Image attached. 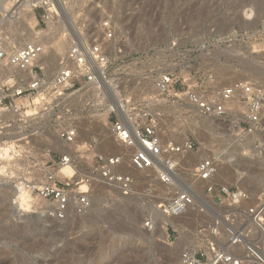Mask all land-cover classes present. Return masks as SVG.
<instances>
[{"label": "rangeland", "instance_id": "rangeland-1", "mask_svg": "<svg viewBox=\"0 0 264 264\" xmlns=\"http://www.w3.org/2000/svg\"><path fill=\"white\" fill-rule=\"evenodd\" d=\"M66 1L71 16L69 19L65 11L68 28L59 25L52 28L68 41L63 55L69 40L78 33L87 41L99 39L100 23L111 17L116 27V38L109 47L110 71L115 78V84L110 79L111 83L130 103L152 107L163 142L191 140L195 149L181 156L174 185L163 184L158 172L143 176L136 173L138 184L129 196L104 185H94L89 209L82 214L70 212L65 219L52 216L49 204L32 193L29 207L16 204L10 189H6L0 194V264H182L181 253L185 249L196 251L198 243L204 242L205 237L199 234L201 228L219 224L223 232L221 240L226 243L228 223L244 229L258 246L257 231L243 211L257 203L264 193V108L261 129L245 135L233 126L244 120L242 116H206L183 92L195 90L212 95L236 81L264 86V0ZM40 12L39 9L37 13ZM3 15L0 11V16ZM34 29L44 30L41 19L39 24L36 19ZM3 30L0 39L5 40L6 46L22 45L11 44L7 40L10 32ZM245 49L249 50L248 59L239 56ZM60 64L58 60L51 65L48 76ZM166 71L174 73L175 80L163 95L156 87V79ZM109 87L110 100L90 88L74 93L71 101L77 111L73 117L81 133L72 144H64L58 137L59 121L47 114L46 106L36 107L38 99L31 103L26 97L21 99L27 106L26 124L3 103L0 137L7 140L14 133L24 136V132H37L30 141L8 144L0 141V152L4 147L10 149L5 155L6 162L2 163L8 169L3 181L16 186L28 177L32 158L25 153L33 147L43 161L79 149L89 164L94 153L82 145L95 137L102 140L100 151H120L109 133V110L113 108L115 93ZM241 102L235 99L232 108L243 112ZM205 156L219 163L218 174L212 181L214 195L219 194L221 187H227L236 201L242 193L247 194L246 199L238 204L226 200L220 205L211 199L204 183L195 175L198 161ZM223 170L229 175L221 176ZM184 188L194 200L182 219L184 224L176 221L174 225L161 226L160 230L165 213L162 205H168L175 193ZM227 247L235 255H244L242 247Z\"/></svg>", "mask_w": 264, "mask_h": 264}, {"label": "built area", "instance_id": "built-area-1", "mask_svg": "<svg viewBox=\"0 0 264 264\" xmlns=\"http://www.w3.org/2000/svg\"><path fill=\"white\" fill-rule=\"evenodd\" d=\"M13 7L18 8L24 2H31L32 9L39 24L40 19L44 30L68 25L65 22V12L60 3L66 0H13ZM41 10L38 14L37 11ZM63 15V16H62ZM70 23V22H69ZM73 25L70 23L69 27ZM99 39L87 41L82 34H76L69 40V47L61 58V64L54 74L48 76V65L40 60L46 55L43 38L37 35L35 39L18 47H8L0 39V90H2L1 105L6 103L7 109H12L21 116L20 121L28 123L27 106L21 99L26 97L34 103L46 106L48 115L59 121L58 137L65 144H72L81 133L75 123L76 109L71 101L74 93L90 88L110 100L112 95L105 86L112 77V62L109 47L116 38V27L111 17L100 23ZM42 31V32H43ZM48 56V55H47ZM46 57V56H45ZM109 79V80H108ZM5 82H2L4 81ZM174 73L166 71L156 79L158 91L165 95L173 86ZM115 84V83H114ZM119 88V87H118ZM188 101L200 112L209 117L242 116L240 124L233 125L245 135H252L261 129L264 108V86L250 82L236 81L223 87L218 92L207 95L195 90H187ZM123 104L111 108L109 133L112 140L123 147L116 153L102 152L100 137H95L87 143L86 151H93L92 162L85 163L79 154V149L63 153L55 159L40 160V154L35 147L25 153L32 160L28 177L20 183L37 199L49 204L50 214L56 219H65L70 212L82 214L90 207L91 192L94 185H104L118 191L123 196L133 195L138 184L137 172L160 173V181L165 185H174L176 171L179 169L183 153L192 152L195 143L186 140L163 142L159 132V122L149 104H132L122 97ZM235 99L242 101L245 110L232 108ZM53 120V119H52ZM26 133L24 139L30 141L37 132ZM129 150V151H127ZM1 163V160H0ZM73 164L76 168L69 178H61L63 166ZM218 161L210 156L202 157L196 167L195 175L204 183L205 192L211 195L216 203L223 204L226 200L238 204L246 199L242 193L237 201L227 187H221L218 195H214L213 179L218 174ZM173 177V179H172ZM85 188H82L83 185ZM193 203L192 195L184 188L175 193L168 205H162L166 215H186L188 207ZM243 213L249 218L257 231L259 245H255L253 237L244 229L228 223L225 230L226 243L222 241L223 232L219 224L201 228L199 234L205 237L203 243H198L196 251L185 249L181 253L182 264H264V193L257 203L246 207ZM149 228L151 223L147 222ZM227 245L242 247L244 255H235Z\"/></svg>", "mask_w": 264, "mask_h": 264}, {"label": "bare ground", "instance_id": "bare-ground-1", "mask_svg": "<svg viewBox=\"0 0 264 264\" xmlns=\"http://www.w3.org/2000/svg\"><path fill=\"white\" fill-rule=\"evenodd\" d=\"M13 0H0V11H2L4 13L3 16H0V30H3V32L5 33H9L11 35H9L7 37V40L11 43V44H16V43H19L20 44H25L26 42L32 40V39H35L37 37V35L41 34L42 38H43V43L45 44V52H46V57H42L41 60H40V63L41 64H47L48 65V68L53 65L55 62H58V60H60L61 58H63V49L65 48L66 44L68 43V41L63 38L62 36H59L60 33H57L56 30H48V31H43V32H36L35 29H34V26H35V22H36V18H35V14H34V11L32 9V5H31V2H24L20 7L18 8H15L13 7ZM61 5H63V8H64V12L66 11L67 12V15L68 17H70L69 19H71V16L69 14V10H68V7H67V4L65 2L62 1V3H60ZM71 13V12H70ZM65 14V13H64ZM66 15V16H67ZM65 16V17H66ZM3 26L5 28H3ZM56 28V27H55ZM60 28V27H59ZM6 30H8L6 32ZM64 30V28L62 29ZM65 31V30H64ZM2 32V33H3ZM12 32V33H11ZM60 32V31H58ZM1 33V32H0ZM4 34V33H3ZM59 34V35H58ZM1 36V35H0ZM5 36V35H4ZM4 40V39H3ZM2 40V41H3ZM5 41V40H4ZM7 43V42H6ZM9 43H7L8 45ZM11 46V45H8V47ZM48 55V56H47ZM62 60V59H61ZM51 71V70H50ZM109 80V79H108ZM147 81V80H146ZM2 82H5L2 81ZM145 83V82H144ZM110 86L109 88L115 92L113 95H114V102H113V108H117V106H120V104H123V99H122V96L120 93V91L117 89V87L115 85H113L111 83V80H109V83H108ZM107 86V87H108ZM80 92V91H79ZM112 92V93H113ZM78 94V93H77ZM75 95V94H74ZM1 97H2V90H0V100H1ZM1 103H0V109H1ZM110 109V108H109ZM6 131V130H5ZM8 132V131H7ZM26 134V133H25ZM25 134L23 136V134H18L14 133V136L13 134L10 135V137H7L8 135H4L7 137V140H4L3 137H0V141H3L4 140V143L5 144H8V143H11V142H16V141H19V140H24V137H25ZM2 136V135H1ZM215 137V136H214ZM214 137H211L214 139ZM19 138V139H17ZM217 139V138H216ZM26 140V139H25ZM92 140V139H91ZM212 140V139H210ZM87 141V140H86ZM107 141V140H106ZM110 141V140H109ZM90 141L88 142H85L83 145L86 146V144L88 143L89 144ZM113 142V141H112ZM104 143V141H103ZM114 143V142H113ZM112 143V144H113ZM212 143H213V140H212ZM65 144V143H64ZM82 144V143H81ZM111 144V145H112ZM13 145V144H12ZM106 145V144H105ZM110 145V143L108 144ZM117 145V144H116ZM5 146V145H4ZM80 146V145H79ZM107 146V145H106ZM105 146V148H106ZM114 146V144L112 145ZM110 146V147H112ZM119 146V145H117ZM51 147V146H50ZM49 147V148H50ZM109 147V146H108ZM115 147V146H114ZM120 147V146H119ZM123 147H120V149H122ZM85 149V148H84ZM9 147H4V148H1V151L0 152V160H1V163H0V194L4 193L6 191V189H10V193H11V198L14 199V202L17 204L19 203L20 205H22L23 207H29L31 202H30V195H29V191L24 188L22 186L21 183H18L16 186H13V185H9L8 183H6L5 181H3L5 179V176L4 175H8L7 174V165L5 164H2V163H5L6 161L4 160L5 159V155L8 156V152H9ZM49 150V149H48ZM129 151V150H127ZM69 153V152H67ZM3 159V161H2ZM223 169V168H222ZM226 169V168H225ZM73 170H76L74 165L73 164H70V165H66V166H63L61 171H60V177L61 178H68L69 176L71 177L73 174H74V171ZM72 171V172H71ZM219 171V169H218ZM67 173H70L69 175ZM76 173V172H75ZM138 173V172H137ZM142 172H140L141 174ZM154 173V172H153ZM220 173L224 174L226 173V171L223 172L221 171ZM65 174H67V176H65ZM228 174V173H226ZM139 175V174H138ZM136 175V176H138ZM144 174L142 173V176ZM151 175V174H150ZM229 175V174H228ZM4 176V177H3ZM141 176V175H140ZM221 176H224L225 177V174L224 175H221ZM173 179V177H172ZM156 182V181H155ZM83 185V184H82ZM86 186L83 185L82 188H85ZM198 192V191H197ZM190 193V192H189ZM191 194V193H190ZM192 195V194H191ZM193 198V196H192ZM194 202V200H193ZM197 202V201H196ZM193 204V203H192ZM191 204V205H192ZM197 204V203H196ZM191 205L188 207V211L191 207ZM25 209V208H24ZM187 211V213H188ZM163 212V211H162ZM186 213V214H187ZM164 215V221H163V224L159 225L160 227V230H161V226H163L165 228V225L168 224V223H171L174 225V223L177 221V223H179V225H182L184 224V220L182 221V219L185 217V215H166L165 213L163 214ZM176 224V223H175ZM255 234V233H254Z\"/></svg>", "mask_w": 264, "mask_h": 264}, {"label": "water", "instance_id": "water-1", "mask_svg": "<svg viewBox=\"0 0 264 264\" xmlns=\"http://www.w3.org/2000/svg\"><path fill=\"white\" fill-rule=\"evenodd\" d=\"M239 56L243 59H248L249 58V50L245 49L244 52H242Z\"/></svg>", "mask_w": 264, "mask_h": 264}]
</instances>
